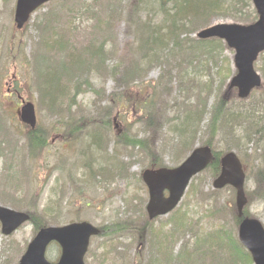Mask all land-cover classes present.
<instances>
[{
  "label": "rangeland",
  "instance_id": "rangeland-1",
  "mask_svg": "<svg viewBox=\"0 0 264 264\" xmlns=\"http://www.w3.org/2000/svg\"><path fill=\"white\" fill-rule=\"evenodd\" d=\"M79 1L90 5L94 19L90 13L76 18L75 40L49 53L41 45L37 26L41 24L43 31L47 22L50 36L59 12L50 13L48 7L59 10L64 0L36 11L21 30L13 20L16 0H0V206L28 211L37 223L47 226L89 222L101 228L103 234L93 238L85 264H174L183 245H193V228L207 231L226 222L233 226L230 210L233 205L235 209V191L213 189L215 176L207 170L192 180L176 214L149 221L141 173L151 168L154 159L163 167L175 168L191 151L206 146L222 155L235 153L240 159L246 175L245 214L264 227V90L244 100L235 89L229 90L230 77L236 74L234 52L223 44L216 66L209 64L206 75L194 77L191 85L179 78L182 70H188L186 56L180 64L175 60L143 71L142 82L133 76L130 88L98 67L90 77L79 74L78 89L71 90L74 95L68 100L71 104L61 103L40 90L52 69L59 70L61 64L71 67L67 57L60 61L59 51L62 56L77 54L72 61L82 60L83 48L94 38L93 43L99 44L103 34L95 26L102 10L114 18V39L106 42L107 49L113 45L114 54L107 56V66L131 69L138 34L132 22L137 16L142 21L145 17L135 10L142 8V0ZM157 21L155 17L153 26ZM217 23L234 22L217 18L210 24ZM198 31L182 34L181 39H196ZM207 82L209 86L202 88ZM262 83L264 87L263 77ZM23 102L35 107V130L42 137L35 147L29 145V127L19 119ZM220 102L222 109L216 108ZM213 108L218 110L216 127L210 125ZM239 109L253 111V116L225 126L223 112ZM194 111L200 118L195 116L193 127H182L183 115ZM180 217L187 223L177 229L171 219ZM34 234L32 223L9 237L0 229V264H16ZM48 256L55 262L59 249L52 246Z\"/></svg>",
  "mask_w": 264,
  "mask_h": 264
},
{
  "label": "trees",
  "instance_id": "trees-1",
  "mask_svg": "<svg viewBox=\"0 0 264 264\" xmlns=\"http://www.w3.org/2000/svg\"><path fill=\"white\" fill-rule=\"evenodd\" d=\"M143 1L144 5L142 4V8L135 9L139 13H144L145 17H143V21L137 16L132 22L134 26H137L138 30L137 36L134 37L136 42V48L133 51L135 60L130 63H134L133 68L129 69V67H124L122 71L119 66H107V56H113L114 54L113 45L110 49L106 48V42L108 40L112 42L114 39L112 32V22L114 18L113 16L109 17L105 11L101 10L100 13L102 15L96 22L95 30L101 35L103 34L102 43H93L97 40L94 38V41H91L80 53V58H82V60L72 61L74 56H78L77 54L71 52L68 55L62 56L59 51L60 61H63V57H67L71 60V67L67 69L61 64L59 70L56 71V68L52 69L53 74H51V76L49 75L47 79L44 78V80H42L40 86L41 92H44L46 96L49 94L51 96L55 95L57 100H60V102L62 101L61 103L70 105L71 103L68 102V100H70V95H74L71 93V90H77L79 86V80L77 79L79 74H85L87 77H90L91 74L95 72L94 70L96 68L104 67L103 69L109 71V76H112L114 79H116L115 77L119 78V85L121 84L125 88H130V86H132L130 80L133 76L136 78V81L142 82L143 78L141 73H143V71L146 72L151 68L164 66L165 63L169 64L175 60L180 64L184 60L183 56H186L188 60L184 62L188 70H182L183 73L179 78L184 82H189L191 85L195 81L194 77L206 75L208 72L207 66L209 64L216 66L220 58L217 59V53H219V51L223 52V43L220 40H198L188 37L183 40L181 39L182 34L187 36L198 29L210 25L211 21L217 18L231 19L233 22L242 24L252 23L256 20V13L250 0H142V2ZM64 2L65 3L60 6L59 10L55 7L51 9L49 8L50 6H47L48 12H59L56 15L55 29L51 30V34L56 33V36H52L51 34L47 36V22L46 28L43 31L40 29L41 24L37 26V29L40 30L41 45L49 53L54 52V50L63 49L67 44L72 43L75 40V32L77 31L74 25L76 18H83L90 13L89 10L91 7L89 4L81 3L79 0L73 3L68 2V0H64ZM106 2H108V0H105V3ZM147 11H150V13L146 14ZM64 12H67L70 16H67ZM93 15V13H90L91 17ZM94 17L92 18L94 19ZM155 17H158V21L157 24L153 26ZM60 24L63 25V27L57 29V26ZM202 58H204L203 62H201ZM257 67L264 79V55L259 58ZM163 74H161L160 80H162ZM207 86H209L208 82L204 83L202 88L205 89ZM261 88L264 90L263 85ZM141 106L142 102L140 107ZM217 107L222 109V102H220L216 108ZM216 108H213V115L210 121V125L213 127H216V124H218L216 113L218 110ZM69 111L71 113V106ZM247 111L242 109L237 110L236 113L224 111V120L222 123L228 127L232 125V123H235L236 120L248 121L253 116V111ZM195 116L200 118L201 114L198 113L197 115L195 111L185 113L180 120L182 127H193ZM192 127H190V129ZM174 131L175 128L173 126L172 132ZM186 135L187 134H183V137ZM28 141L31 147H35L36 144L42 143V137L36 130H30L28 133ZM148 153L151 157L153 156L152 151ZM214 156L215 161L207 170H210L212 175L217 177L220 173L219 160L223 155L222 153H214ZM154 166L156 168L163 167L156 159L153 160L150 167L152 168ZM190 187L192 188V186ZM176 211L174 214L178 212ZM230 211H233V226L226 222L225 225H219L217 228L215 227L207 231H202L198 227V231L194 232L193 228L192 233H194V235L191 239L193 245L188 247L184 244L174 257V264H206L208 260V264H252L249 253L241 246L235 236V231L240 219L237 217L234 205ZM243 213L245 217H248L245 211H243ZM30 215V222L35 225V233L41 227L46 226L44 223H37L32 214ZM171 220L177 224V229L185 228L187 223L186 218L182 219V217H180V219Z\"/></svg>",
  "mask_w": 264,
  "mask_h": 264
},
{
  "label": "water",
  "instance_id": "water-1",
  "mask_svg": "<svg viewBox=\"0 0 264 264\" xmlns=\"http://www.w3.org/2000/svg\"><path fill=\"white\" fill-rule=\"evenodd\" d=\"M52 0H17L14 22L21 30L30 15L39 7ZM258 20L248 26L239 24H215L197 34L199 39L218 38L235 51L233 58L237 74L229 83V90L236 88L238 97L245 99L252 90L261 86V78L254 70V63L260 53L264 52V0H252ZM22 123L35 127L34 106L25 104L20 112ZM214 161L208 147L197 148L178 167L173 169L146 170L142 174L149 201L146 212L150 220L164 216L173 211L181 201L190 180L205 170ZM221 171L213 181L214 189L226 186L236 191V210L242 219L238 227V239L250 253L253 264H264V228L254 219L243 218V209L247 203L244 193L245 174L239 159L234 153H228L220 159ZM168 192L165 197L164 193ZM30 216L24 212L14 211L0 206L1 233L9 236L20 226L27 223ZM101 233L94 226L82 222L63 227L40 229L28 244L18 264H53L46 260L45 253L50 243L55 242L61 248L60 258L55 264H84L89 240Z\"/></svg>",
  "mask_w": 264,
  "mask_h": 264
}]
</instances>
